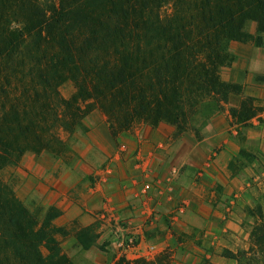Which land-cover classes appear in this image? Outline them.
I'll return each mask as SVG.
<instances>
[{"label":"trees","instance_id":"1","mask_svg":"<svg viewBox=\"0 0 264 264\" xmlns=\"http://www.w3.org/2000/svg\"><path fill=\"white\" fill-rule=\"evenodd\" d=\"M247 20L257 35L243 29ZM249 38L264 44V0H0V173L25 151L57 150L65 142L50 129L72 130L95 107L125 126L137 117L180 124L186 94L214 99L240 89L219 71L231 61L229 42ZM68 79L76 90L66 98L58 87ZM253 100L232 115L255 116ZM251 214L248 245L225 249L237 264H264L260 203ZM58 215L50 210L40 222L0 175V264H75L55 236ZM77 237L84 248L95 243L83 230Z\"/></svg>","mask_w":264,"mask_h":264},{"label":"rangeland","instance_id":"2","mask_svg":"<svg viewBox=\"0 0 264 264\" xmlns=\"http://www.w3.org/2000/svg\"><path fill=\"white\" fill-rule=\"evenodd\" d=\"M161 12L169 13L170 6H164ZM256 26L255 20H247L243 29L255 36ZM261 46L256 45L253 38L230 41L227 52L231 61L220 68L219 75L224 82L239 84L240 89L233 92L229 88L214 99L194 96L190 100L186 94L185 115L180 124L162 118L149 121L137 117L125 126L124 118L113 120L95 107L82 117L81 125L72 130L59 124L50 129L65 142L64 145L55 143L57 150L53 152L25 151L15 163L1 171L2 179L40 222L48 211L59 212L52 220L55 236L75 264H111L119 257L155 260L164 255L169 256L164 259V264H237L234 259L225 257V249L236 251L248 245L247 231L255 224V216L251 212L253 209L256 212L257 203L235 205L241 213L240 239L225 232V245L221 242L216 246H207L204 242L207 226L199 217L182 218L179 215L175 218L173 211L167 209L169 206H162L154 212L159 215V219L154 220V213L142 215L141 208H134L138 204L126 198L127 186L124 189L120 183L125 177L121 164L200 166L228 161L239 171L241 164H249L254 154L246 148L237 151V147L232 145L226 147V154L220 155V152L225 148L224 134L237 131L243 143L246 133L257 121L264 122L261 117L264 103L256 97L249 103L256 109L255 116L249 118L250 115L244 113V117L238 120L232 115L233 110H240L241 101L248 96L246 84L237 82L236 77L246 71L249 52L253 54ZM254 79L259 80L256 76ZM58 90L61 96L67 98L76 90V84L68 79ZM57 110L62 114L63 107L58 106ZM46 115L52 120V113ZM207 134H210L209 138ZM203 140L211 145L210 148L202 145ZM112 164L116 166L112 168ZM107 178L117 179L111 187L113 196L107 195ZM262 202L264 212V200ZM180 204L181 201H178L172 205V210L179 208ZM191 208L203 217L209 215V209L196 202ZM133 218L134 221H130ZM140 221L147 225L146 232L151 241L141 243V232L137 228ZM79 230H83L86 238L95 239V243L84 248L77 237ZM153 244L157 246H151ZM222 259L226 263L221 262Z\"/></svg>","mask_w":264,"mask_h":264},{"label":"crops","instance_id":"3","mask_svg":"<svg viewBox=\"0 0 264 264\" xmlns=\"http://www.w3.org/2000/svg\"><path fill=\"white\" fill-rule=\"evenodd\" d=\"M245 66L246 71L238 73L236 81L246 84V93L263 100L264 103V45L257 47L253 54L249 52ZM254 76L259 80H255ZM261 117L264 118V111ZM234 132L223 135L225 148L221 149L220 155L226 154L228 152L226 147L232 145L237 147V151L246 148L253 153L252 160H249V164H241L240 171L234 169L235 165L228 164V161H220V164H200V166L199 164H121L125 177L120 183L124 189L127 186L126 198L138 204L134 208L138 210L141 208L142 215L154 213L162 206H169L167 209L173 211L175 218L199 217L207 226L204 232V242L207 246H216L221 242L225 245V232L240 239L241 213L235 205L262 204L264 200V196H261L264 194V122L258 120L246 133L243 143L238 137V132ZM206 137L209 138L210 134ZM204 144L203 140L202 145ZM205 146L210 148L211 145L205 144ZM114 166L116 164H112V168ZM116 181L115 178H107L105 183L107 195L113 196L111 187ZM178 201H181L180 207L172 210V205ZM194 202L207 207L209 215L203 217L202 214L195 212L191 208ZM154 214L156 215L154 220H158L159 215ZM130 221H134V218ZM141 221L137 228L141 232V243H146L151 239L146 232L147 225ZM156 244L164 245V243ZM156 244L151 246L155 247ZM221 262L226 263L223 259Z\"/></svg>","mask_w":264,"mask_h":264}]
</instances>
